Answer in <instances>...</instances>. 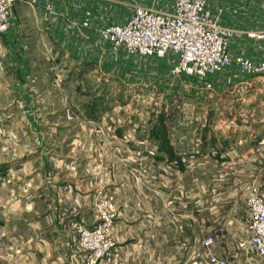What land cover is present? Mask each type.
<instances>
[{
	"label": "rangeland",
	"instance_id": "374dc122",
	"mask_svg": "<svg viewBox=\"0 0 264 264\" xmlns=\"http://www.w3.org/2000/svg\"><path fill=\"white\" fill-rule=\"evenodd\" d=\"M163 2L166 7L160 10L167 11L170 3ZM24 13L33 16L30 10ZM38 34L36 41L44 40ZM40 43L34 57L43 66L40 75L56 85L62 115L79 118H61V128L76 125L84 134L72 149L68 136L48 140L45 161L77 163L72 169H52L67 188L55 203L58 215L49 207L52 201L37 207L44 212L46 241L57 240L53 223L58 221L69 244L64 251L81 257L82 264H200L212 258L264 264L253 248L242 245L247 238L242 229L246 233L248 228V236L252 233L250 216L245 228L231 222L235 206L250 214L248 198H264V152L238 150L221 157L214 151L219 130L264 136L263 76L240 71L238 83L213 94L197 78L202 85L197 95L188 85L178 89L172 78L165 83L166 72L151 75L147 67L134 83L132 71L126 70L120 84L95 62L82 65L57 46ZM210 77L207 83L213 87ZM201 93L207 94L206 101ZM48 102L45 112L52 108ZM86 115L92 116V124L82 120ZM0 121L4 137L7 122L1 106ZM227 181L231 184L225 185ZM198 197L204 199L202 211L197 210ZM223 210L227 212L220 214ZM21 219L29 223L37 216ZM209 236L214 243L202 244Z\"/></svg>",
	"mask_w": 264,
	"mask_h": 264
},
{
	"label": "crops",
	"instance_id": "0c3cea01",
	"mask_svg": "<svg viewBox=\"0 0 264 264\" xmlns=\"http://www.w3.org/2000/svg\"><path fill=\"white\" fill-rule=\"evenodd\" d=\"M163 1L166 0H161V3L155 0L143 3L142 0H39L35 6L24 2H17L13 6L9 28L0 37V106L4 121L7 122V134L0 137V264L83 263L81 257H74L64 251L69 244L62 235L60 222L57 221L58 225L53 223L57 240H45L44 212L41 214L37 209L39 202L49 204L51 201L53 204H49V207L53 209L57 198L67 188V182H60L58 173L52 172V169H72L77 163L74 161V166L73 163L66 165L62 161L53 164L45 161L48 140L68 136V145L72 149V146L76 147L77 138L84 134L78 132L76 125L61 128V118L68 121H77L79 118L60 112V95L56 85L41 76L43 66L34 63V57L38 54L36 43L41 42L43 47L55 45L82 65L95 62L98 69L113 74L120 84L128 73L126 70L132 71L134 83L149 67L151 75L166 72L165 83H169L172 78L171 82L178 89L188 85L193 94L199 95L202 85L196 77L185 73L172 76L170 73L175 55H153L139 59L140 56L130 55L124 49L114 51L110 44L101 42L100 30L110 24L126 21L135 5L140 3L160 10L166 7ZM167 1L170 3L167 4L168 8L173 10L175 0ZM49 4L53 6V11L48 9ZM207 4L214 13H218L222 25L237 31L230 44L231 54L259 61L264 41L250 37L248 32L264 31V0H207ZM25 9L30 10L33 16H26ZM37 32L43 33L44 40L36 41L39 36ZM46 35L50 37L49 40ZM239 72V67L233 64L211 76L213 87L209 94L222 92L229 85L238 83L236 79H240ZM200 95L206 101L207 94ZM49 100L52 101V108L45 112L44 103ZM236 117L230 119L234 121ZM82 120L90 124L94 121L90 115ZM225 131L219 130L214 135L217 138L214 151L219 152L221 157L238 150L246 154L264 152L263 135L256 139L257 135H242L231 128ZM61 143L58 141V148ZM260 165L264 166V158ZM230 181L224 182L225 185L231 184ZM196 201L197 210L202 211V207H199L204 199L198 197ZM34 204L36 209H32ZM235 207L231 222L243 224L242 228H245L246 216L250 214L243 206ZM52 212L54 216L59 213L55 207ZM219 212L222 214L227 211ZM23 215L37 216V220L28 223V220L21 219ZM17 217L20 221H17ZM249 218L251 220V216ZM241 234L247 237L248 228L246 233L242 229ZM205 239L201 241L202 244ZM243 239L242 236L240 240ZM242 261L243 264H252L248 258ZM253 261L259 264L255 259Z\"/></svg>",
	"mask_w": 264,
	"mask_h": 264
},
{
	"label": "built area",
	"instance_id": "2783aa9c",
	"mask_svg": "<svg viewBox=\"0 0 264 264\" xmlns=\"http://www.w3.org/2000/svg\"><path fill=\"white\" fill-rule=\"evenodd\" d=\"M17 2L35 6L39 0H0V37L9 28L11 11ZM48 9L53 11V6L49 4ZM236 32L234 28L220 23L219 15L208 6L207 0H175L171 11L135 5L132 15L126 21L101 29L100 39L110 44L114 51L124 49L130 55H175L172 68L174 76L185 73L199 78L208 88H212L207 79L233 64L243 73L264 77V47L259 61L231 54L230 44ZM248 35L264 41V31H252ZM247 205L252 233L243 245L253 248L264 258V198L254 194L248 198ZM204 243L212 245L214 237H207ZM200 264L231 263L223 258H212Z\"/></svg>",
	"mask_w": 264,
	"mask_h": 264
}]
</instances>
